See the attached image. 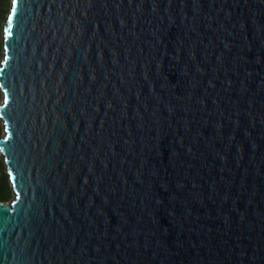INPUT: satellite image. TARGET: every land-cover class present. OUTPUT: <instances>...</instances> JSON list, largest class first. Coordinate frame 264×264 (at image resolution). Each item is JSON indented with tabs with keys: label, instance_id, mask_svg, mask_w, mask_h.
I'll use <instances>...</instances> for the list:
<instances>
[{
	"label": "water",
	"instance_id": "water-1",
	"mask_svg": "<svg viewBox=\"0 0 264 264\" xmlns=\"http://www.w3.org/2000/svg\"><path fill=\"white\" fill-rule=\"evenodd\" d=\"M2 31L0 264H264V0H11Z\"/></svg>",
	"mask_w": 264,
	"mask_h": 264
},
{
	"label": "trees",
	"instance_id": "trees-1",
	"mask_svg": "<svg viewBox=\"0 0 264 264\" xmlns=\"http://www.w3.org/2000/svg\"><path fill=\"white\" fill-rule=\"evenodd\" d=\"M5 0H0V14L5 11ZM2 48V44H0V49ZM7 173H5L0 168V202H7L12 195V188L7 178Z\"/></svg>",
	"mask_w": 264,
	"mask_h": 264
},
{
	"label": "rangeland",
	"instance_id": "rangeland-1",
	"mask_svg": "<svg viewBox=\"0 0 264 264\" xmlns=\"http://www.w3.org/2000/svg\"><path fill=\"white\" fill-rule=\"evenodd\" d=\"M10 3H11V0H5V3H3V5L5 4V11L0 14V44H1V36L3 34V31H2V28H3V23H4V20L6 19L7 17V14H8V10H9V7H10ZM2 48L0 49V63H1V57H2ZM1 97H2V93L0 92V101H1ZM1 129H2V124H1V120H0V135H1ZM1 156H0V168L1 170H3L5 173V168H4V165L1 161Z\"/></svg>",
	"mask_w": 264,
	"mask_h": 264
},
{
	"label": "snow or ice",
	"instance_id": "snow-or-ice-1",
	"mask_svg": "<svg viewBox=\"0 0 264 264\" xmlns=\"http://www.w3.org/2000/svg\"><path fill=\"white\" fill-rule=\"evenodd\" d=\"M15 2H16V0H14V4H15ZM13 13H15V7L13 8ZM7 26H8V29H9V31H8V36H11L12 35V32H11V29H12V17L10 16L9 18H8V22H7ZM5 60H7V57H5ZM8 102H9V97H8V94L7 93H5V96H4V104L5 105H7L8 104ZM5 132H7L8 131V126H7V124L5 125ZM8 137L7 136H5V139H7ZM4 149H0V151H3Z\"/></svg>",
	"mask_w": 264,
	"mask_h": 264
}]
</instances>
